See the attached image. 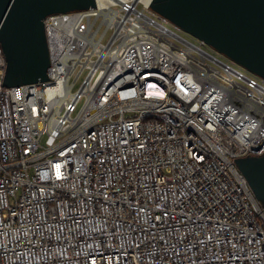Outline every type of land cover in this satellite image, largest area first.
Wrapping results in <instances>:
<instances>
[{"label": "built area", "instance_id": "2783aa9c", "mask_svg": "<svg viewBox=\"0 0 264 264\" xmlns=\"http://www.w3.org/2000/svg\"><path fill=\"white\" fill-rule=\"evenodd\" d=\"M152 1L47 17L44 82L0 46V264H264V79Z\"/></svg>", "mask_w": 264, "mask_h": 264}, {"label": "water", "instance_id": "95a60500", "mask_svg": "<svg viewBox=\"0 0 264 264\" xmlns=\"http://www.w3.org/2000/svg\"><path fill=\"white\" fill-rule=\"evenodd\" d=\"M97 7L95 0H0L3 86L50 80L47 17ZM151 9L218 54L264 79V0H153ZM264 207V154L235 160Z\"/></svg>", "mask_w": 264, "mask_h": 264}]
</instances>
